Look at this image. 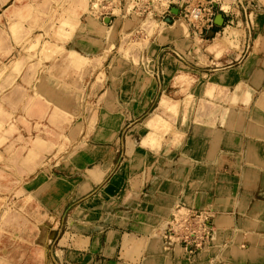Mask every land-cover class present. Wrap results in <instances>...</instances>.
I'll return each instance as SVG.
<instances>
[{
    "label": "crops",
    "instance_id": "crops-1",
    "mask_svg": "<svg viewBox=\"0 0 264 264\" xmlns=\"http://www.w3.org/2000/svg\"><path fill=\"white\" fill-rule=\"evenodd\" d=\"M217 3L224 13L212 5V19L218 14L220 26L193 34L176 15L162 13L148 39L130 44L137 47L131 56L121 53L132 20L103 18L101 26L83 17L88 0H72L71 29L47 41L39 63L14 75L11 110L32 122L70 104L68 96L49 97L50 90L104 91L103 107L93 108L92 120L98 111L100 122L85 130L87 144L70 164L85 170L71 183L94 190L67 222L63 192L53 211L42 195L22 198L32 197L38 217L42 211L47 222L56 218L51 257L44 259L40 246L39 264H264V0ZM30 86L48 95L30 98ZM151 106L153 123L130 124L127 139L117 142L113 126ZM48 179L42 186H64L62 177ZM174 208L211 217L208 245L193 256L160 239ZM12 227L0 222V264H36L5 253L15 243L6 236L17 232Z\"/></svg>",
    "mask_w": 264,
    "mask_h": 264
},
{
    "label": "rangeland",
    "instance_id": "rangeland-1",
    "mask_svg": "<svg viewBox=\"0 0 264 264\" xmlns=\"http://www.w3.org/2000/svg\"><path fill=\"white\" fill-rule=\"evenodd\" d=\"M91 1L96 0H88L83 17L94 18L101 26H103V18L134 22L133 28L126 32L128 39L123 42L122 55L135 56L137 47H132L130 44L136 45V43H143V39H148L158 24L159 26L162 24L159 15L166 14L163 12L162 0L153 2L152 6L154 8L158 6L156 9H160L156 11L158 12L156 14L155 12L151 13L152 16L146 15L147 12L143 13L142 2L144 0H97L95 7L97 9L90 8ZM71 2L72 0H0V222L6 226L11 224L12 229L17 230L16 233L9 232L6 235L11 238V240L8 239L9 241L15 243H11L9 247L6 245L5 253L14 260L20 256H24L25 260L32 257L36 264H39L41 258L40 246L43 248V258L50 259L51 257L50 250L56 240V233H53L56 232L53 231L56 226V218L49 217L47 222L43 215L45 213L42 211L39 213L43 216L38 217V211L32 212V207H30L32 197L29 196L25 200L22 198L27 192H33L39 197L43 196V202L46 203L45 200H47V207L53 211L56 209L54 205H56L57 194L61 199L58 192H63L64 220L67 222L72 211L79 208L78 201L89 196L94 190L92 187L86 189L88 188L86 185L71 183L72 180H83V177L78 175L85 171L82 168H71V165H75L74 160L78 156L76 151L87 144L88 136H86L85 130L92 129L96 123L100 122L98 109L103 107L100 105V96L104 91L85 87L66 89L64 92L59 90L58 94H55L50 90L49 97L60 101L68 96L69 99L71 98V102L68 105L59 104L58 108L56 106L50 108L43 120L35 122L21 118L18 109L16 111L18 114L16 112L14 114L10 106L9 92L14 87L13 77L17 71L26 66H33L35 61L39 63L47 41L64 38L65 30L71 29L74 21L71 9L68 7ZM137 3L139 4L136 5ZM222 10L226 11V8L222 7ZM177 20L179 24L186 25L183 19L178 17ZM189 30L191 31V29ZM67 84H71V82H67ZM47 91L48 89L43 87L41 89L39 86L36 88L30 86L29 97L37 98L36 92L48 95ZM48 106L50 107V105ZM94 107L98 110L95 123L92 120ZM107 107H112L113 111L118 110L116 105ZM153 109L154 106L149 107L137 118L135 113L129 112V119L124 118L118 125H114L113 130L117 142H120L121 138L122 141L127 139L126 132L130 124L141 129L143 128L142 123L146 119H148L147 123L152 124L150 115ZM118 154L116 153L113 163L117 160ZM72 176L74 178H71ZM57 177L64 179V186L56 183L42 186L48 182V178ZM41 190L45 193L43 194ZM74 193L77 196L79 194L80 198H75ZM36 195L34 196L35 200L38 199ZM26 201L28 202L24 206L23 202ZM100 207L105 209L106 206L102 203ZM176 209L174 208V212L172 211L169 220L172 217L182 224L188 211L183 208ZM22 220H25L26 227L21 225ZM168 223H165L160 233V239L165 243V247L168 246L166 239L169 238V234L173 233L169 239L175 240L177 243L183 238H179L177 232L184 229L181 228L175 232V229L179 227L177 222L172 221L170 225ZM174 224L177 227H173ZM46 229L49 231L47 234ZM172 242L173 245H178L174 241ZM207 245L205 244L201 248H192L191 254L187 253L183 246H178L186 254L193 256L205 249Z\"/></svg>",
    "mask_w": 264,
    "mask_h": 264
},
{
    "label": "built area",
    "instance_id": "built-area-1",
    "mask_svg": "<svg viewBox=\"0 0 264 264\" xmlns=\"http://www.w3.org/2000/svg\"><path fill=\"white\" fill-rule=\"evenodd\" d=\"M92 2V1H91ZM158 2L157 0L149 1L144 0L142 3V11L147 12V14L152 15L153 12H156L158 9V6L155 8L152 6V4ZM93 3V2H92ZM90 5L91 9H96L95 5ZM162 3L164 4L163 12L169 13L170 9L176 10V16L183 19L186 25L191 29L193 34H202L204 32L209 31L213 27V14H214V8L213 6H218V10L222 13L221 8L219 4L217 3V0H162ZM109 4H111L109 2ZM137 3L136 5H138ZM152 13V14H151ZM146 14V15H147ZM188 215L186 219L182 222L177 223V226L179 225L178 229H175L177 232L179 229H184L179 233L178 237L181 238L179 243H177L175 240V243L178 245L183 246V249L191 254L192 248H201V246L208 244V241L210 240V237L212 235L211 230V221L209 220V216L202 211L199 210H187ZM190 211V212H189ZM172 219V217H171ZM169 220L170 222H178V220L172 219ZM176 224L173 225L175 227ZM176 226V227H177ZM184 231V232H183ZM173 235L169 234V238H171ZM167 237L166 244H172L173 242L171 239Z\"/></svg>",
    "mask_w": 264,
    "mask_h": 264
},
{
    "label": "water",
    "instance_id": "water-1",
    "mask_svg": "<svg viewBox=\"0 0 264 264\" xmlns=\"http://www.w3.org/2000/svg\"><path fill=\"white\" fill-rule=\"evenodd\" d=\"M169 13L172 14V15H176V10L175 9H171ZM164 22H168V20L164 19ZM213 24L216 25V26H220V24H221V18H220V16L218 14H217V17L214 20Z\"/></svg>",
    "mask_w": 264,
    "mask_h": 264
},
{
    "label": "bare ground",
    "instance_id": "bare-ground-1",
    "mask_svg": "<svg viewBox=\"0 0 264 264\" xmlns=\"http://www.w3.org/2000/svg\"><path fill=\"white\" fill-rule=\"evenodd\" d=\"M99 1V0H98ZM97 0L96 1H93V5H95L96 6V3L98 2ZM101 1V0H100ZM150 1V0H149ZM97 9V8H96ZM165 23H171L170 21H168V22H165ZM96 172V171H95ZM89 175V174H88ZM97 181V180H96ZM184 210V209H183ZM174 212V211H173ZM183 213V212H182ZM173 215V214H172ZM175 217V216H174ZM187 217V216H186ZM169 222V221H168ZM178 223V222H177ZM173 224V223H172ZM170 225V224H169ZM172 227V226H171Z\"/></svg>",
    "mask_w": 264,
    "mask_h": 264
}]
</instances>
